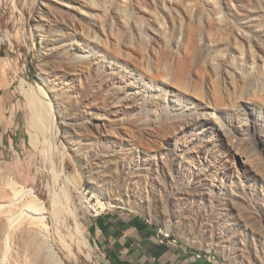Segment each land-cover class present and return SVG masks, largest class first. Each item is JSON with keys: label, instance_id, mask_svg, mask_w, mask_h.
Returning <instances> with one entry per match:
<instances>
[{"label": "rangeland", "instance_id": "374dc122", "mask_svg": "<svg viewBox=\"0 0 264 264\" xmlns=\"http://www.w3.org/2000/svg\"><path fill=\"white\" fill-rule=\"evenodd\" d=\"M0 88V264H118L91 196L264 264V0H0Z\"/></svg>", "mask_w": 264, "mask_h": 264}, {"label": "crops", "instance_id": "0c3cea01", "mask_svg": "<svg viewBox=\"0 0 264 264\" xmlns=\"http://www.w3.org/2000/svg\"><path fill=\"white\" fill-rule=\"evenodd\" d=\"M92 232L118 264H221L218 259L198 258L180 243L166 239L161 243L151 225L122 211L96 217Z\"/></svg>", "mask_w": 264, "mask_h": 264}, {"label": "bare ground", "instance_id": "6f19581e", "mask_svg": "<svg viewBox=\"0 0 264 264\" xmlns=\"http://www.w3.org/2000/svg\"><path fill=\"white\" fill-rule=\"evenodd\" d=\"M68 68H72L71 66L68 67ZM32 93V92H31ZM29 92L26 91V95L29 99V102H30V105H31V108H32V120H33V123H34V126L39 130L42 129V127H44L47 122V118L49 117L50 115V106L52 105L51 103H47L41 99H39L38 97H36L34 94H31ZM47 93V92H46ZM41 96V95H40ZM30 109V107H28ZM44 125V126H43ZM33 126V128H34ZM48 126V124H47ZM46 127V126H45ZM43 130V129H42ZM40 132H43V131H40ZM41 134V133H40ZM32 136V135H31ZM35 134H33L32 137H34ZM39 136V135H38ZM36 136V138L38 137ZM44 137V136H43ZM39 138V137H38ZM37 138V139H38ZM35 140V139H34ZM38 141V140H37ZM32 144H33V140H31ZM35 144V143H34ZM37 145V144H36ZM34 146V145H33ZM38 146V145H37ZM45 152V151H44ZM44 157V156H43ZM12 182V181H11ZM15 185H17L15 183ZM29 192V190H26ZM25 191V192H26ZM31 191V190H30ZM97 197V196H96ZM102 205L104 206H107L108 208H110L111 206H115V205H122V202L120 200H115V199H108L107 202H104L103 199H98ZM9 212V211H8ZM15 218V217H14ZM12 220H13V216L12 215H9V225L7 226L6 228V232L8 230H10L11 228V223H12ZM80 235L83 236V228L82 226L80 225V223L77 224V230ZM75 231V232H76ZM86 239V238H85ZM86 243L89 245V242L87 240H85Z\"/></svg>", "mask_w": 264, "mask_h": 264}, {"label": "built area", "instance_id": "2783aa9c", "mask_svg": "<svg viewBox=\"0 0 264 264\" xmlns=\"http://www.w3.org/2000/svg\"><path fill=\"white\" fill-rule=\"evenodd\" d=\"M86 195H88V193H86ZM85 201L87 202V204H89L88 207L90 209V213L95 218L96 217H101V216L107 214L108 211H109V208L107 206L102 205L101 202L97 198H95L93 196H91V198H89V199H87L85 197ZM159 234H160L159 241L161 243H163L165 241V239H168L170 237V234L164 233L162 231H160ZM196 256L198 258H200L201 257V254H197ZM210 258H212V257L211 256H208V259L209 260H210Z\"/></svg>", "mask_w": 264, "mask_h": 264}]
</instances>
